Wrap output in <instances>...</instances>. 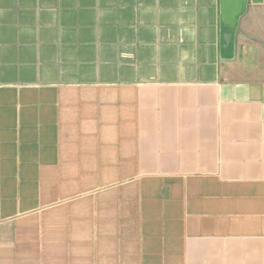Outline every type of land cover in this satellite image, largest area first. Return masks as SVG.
<instances>
[{"label": "crops", "instance_id": "1", "mask_svg": "<svg viewBox=\"0 0 264 264\" xmlns=\"http://www.w3.org/2000/svg\"><path fill=\"white\" fill-rule=\"evenodd\" d=\"M0 0V264H264V0Z\"/></svg>", "mask_w": 264, "mask_h": 264}, {"label": "water", "instance_id": "2", "mask_svg": "<svg viewBox=\"0 0 264 264\" xmlns=\"http://www.w3.org/2000/svg\"><path fill=\"white\" fill-rule=\"evenodd\" d=\"M247 3L248 0H221V21L225 27L229 28V31L224 34V40L228 48L239 17L244 12Z\"/></svg>", "mask_w": 264, "mask_h": 264}, {"label": "trees", "instance_id": "3", "mask_svg": "<svg viewBox=\"0 0 264 264\" xmlns=\"http://www.w3.org/2000/svg\"><path fill=\"white\" fill-rule=\"evenodd\" d=\"M229 29V28H228Z\"/></svg>", "mask_w": 264, "mask_h": 264}]
</instances>
